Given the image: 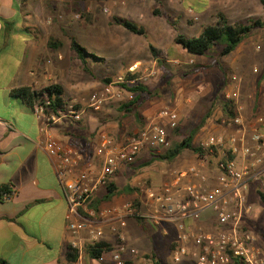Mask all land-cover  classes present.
Instances as JSON below:
<instances>
[{"label":"crops","instance_id":"obj_1","mask_svg":"<svg viewBox=\"0 0 264 264\" xmlns=\"http://www.w3.org/2000/svg\"><path fill=\"white\" fill-rule=\"evenodd\" d=\"M55 5L54 1L0 0V188L9 185L13 193L10 199L0 200V259L8 264H69L67 251L74 239L69 230L65 193L54 164L40 143L42 137L46 138L40 132L43 121L15 94L22 89L38 92L59 85L69 102H82L94 87L91 80L83 79L80 73L82 62L71 51L69 37L64 36L55 17H49V11ZM51 37L62 39L64 46L51 50L48 45ZM81 69L84 70L83 65ZM254 95L245 94L241 98L246 124L251 123L255 115L264 113V83ZM108 104L99 112L88 109L80 122L65 119L48 129L50 136L82 155L83 161L78 170L90 165L98 172L103 162V157L97 153L101 136L110 134L121 145L130 135L141 130L151 113L156 111L151 104L144 107L142 115L146 120L143 124L136 112L144 105L134 111L133 119L120 112L121 104L117 105V110ZM213 130L210 128L208 132ZM130 131L133 133L130 134ZM219 131V128L214 130ZM198 136L201 139L203 134ZM149 155L145 149L137 162L123 164L112 179L119 194L112 201L101 204V208L129 201L126 194L129 191L128 181L133 177V167L141 163L142 157L147 159ZM196 161L195 158L185 157L180 162L182 166H188ZM168 179L169 176L161 172L152 174L154 187H161ZM259 188L257 183L249 188V204L253 210L245 217L244 229L259 221L258 215L254 214L255 208L263 210ZM105 193L106 188L100 186L94 200H99ZM201 224L207 229L213 228L206 217ZM126 234L130 247L125 254L128 261L132 264H161L160 252L166 249L172 252L177 230L174 225L158 226L148 220L129 218ZM114 238L106 226L105 242L114 247ZM113 247L104 251L100 259L87 254L86 264H114L111 259Z\"/></svg>","mask_w":264,"mask_h":264},{"label":"built area","instance_id":"obj_2","mask_svg":"<svg viewBox=\"0 0 264 264\" xmlns=\"http://www.w3.org/2000/svg\"><path fill=\"white\" fill-rule=\"evenodd\" d=\"M137 68L134 65L129 71L135 72ZM153 74L154 71L145 80ZM232 81L234 88L226 93L225 99L236 102L237 115L223 121L229 132L203 142L200 147L204 157H198L188 166L174 167L161 187L140 184V207L130 200L99 209L90 204L99 187H106L123 164L135 162L145 149L165 152L171 146L169 130H175L180 124L177 110H161L121 145L110 134H103L97 149L103 162L96 172L90 165L78 170L82 155L50 136L48 129L65 119L81 121L88 109L101 111L109 101L123 98L125 90L108 85L94 92L86 107L77 108V103L69 102L57 112H47L46 106L35 105L33 110L43 121L40 132L46 135L40 139L41 146L54 164L68 203L69 230L74 235L71 246L79 252L74 264H86L87 247L105 241L106 226L115 237L112 262L127 264L129 218L148 220L158 226L174 225L177 230L172 249L175 263L264 264V250L258 245V237L243 227L245 217L253 210L248 198L251 184L257 183L264 192V118L257 116L246 124L240 104V81L236 76ZM129 97L132 99L133 94L129 93ZM229 155L233 159H228ZM208 156L218 157L215 169ZM12 195L4 198L8 200ZM205 217L213 228L207 229L201 224Z\"/></svg>","mask_w":264,"mask_h":264},{"label":"rangeland","instance_id":"obj_3","mask_svg":"<svg viewBox=\"0 0 264 264\" xmlns=\"http://www.w3.org/2000/svg\"><path fill=\"white\" fill-rule=\"evenodd\" d=\"M53 1L56 5L49 11V17H55L56 23L62 27L64 36L77 37L88 52L93 54L87 56V64L95 78L82 70V64L78 61L83 79L91 80L94 85L86 99L82 102L73 101L81 107L87 106L94 92L102 91L107 86L102 83L105 77L112 78L111 86L122 88L118 85L123 82L125 70L134 65H138L135 72L139 75V81L149 89H155L161 83L164 72L153 57L150 46L153 45L169 53L172 58L171 84L167 86L162 83L165 88L160 96L147 101L136 114L142 117L144 124L145 118L142 115L145 113L144 107L150 104L156 109L149 116L150 119L155 118L165 108L177 110L182 121L179 124L178 134L175 131L170 132L171 144L181 141L206 116H208L206 124L198 134L202 133L203 137L199 139L197 135L194 141L196 146L200 147L211 136L229 132L222 122V106L226 93L234 88L233 76L238 77L242 85L240 102L245 94H253L254 97L256 89H260L264 83V29H256L233 54L221 58L218 47L205 56L190 54L175 43L174 38L177 33L170 24V21H177L181 33L188 37L198 36L206 25L216 22V14L220 11L228 16L231 23L264 17V7L260 0H164L162 6L164 17L153 15L155 0H89L86 10L93 14L90 19L83 18L81 13L71 11L74 0ZM114 16L129 19L144 27L146 36L133 34L117 25L113 21ZM197 65L202 67L198 72H192ZM153 71L154 74L145 80V77ZM129 100H131L129 93L126 92L123 98L111 100L107 104L116 109L118 104ZM130 116L134 119L135 113ZM257 116L264 118V113L255 115L253 119ZM210 128L214 130L219 128L220 131L208 132ZM129 133L132 134L133 131ZM148 152L150 155L147 159L142 157L141 161L139 160L141 163L138 162L137 166L133 167L132 180L128 181V187L137 188L132 197L139 200L142 197L140 184L154 187L153 173L161 172L168 177L174 167H182L183 163L180 161L185 157L198 159L193 151H185L173 162L157 158L148 164L156 158L152 157V154L164 153L155 149H148ZM208 159L212 169H215L218 157L208 156ZM254 214L258 215L259 221L245 230L258 237V245L264 250V210L255 208ZM160 256L163 260L161 264H188L186 261L175 263L172 252L168 249L162 250Z\"/></svg>","mask_w":264,"mask_h":264},{"label":"trees","instance_id":"obj_4","mask_svg":"<svg viewBox=\"0 0 264 264\" xmlns=\"http://www.w3.org/2000/svg\"><path fill=\"white\" fill-rule=\"evenodd\" d=\"M88 1L89 0H74L71 11L81 13L82 17L85 19L92 18L93 14L88 13L86 10ZM155 2L156 4L152 10L153 15L164 17L165 14L162 11L164 0H155ZM260 2L264 7V0H260ZM216 19L217 20L215 23L206 25L203 31L198 36L194 37H188L187 35L181 33L178 25L179 23L177 21H170V24L177 33L174 38L175 43L190 54L198 56H205L208 52L218 47L220 48L219 56L223 58L233 54L237 48L253 34L256 29H264V17L249 18L244 22L231 23L228 16L224 12L220 11L216 14ZM113 21L117 25L124 27L133 34L146 36V29L129 19L114 16ZM69 39L71 41V51L77 55V57L82 62L84 71L95 78L93 71L87 64V56H92L93 54L88 52L86 47L80 43L77 37L69 36ZM48 45L51 50H57L64 46V42L60 38L51 37ZM150 51L153 57L157 60L158 65L163 70L164 76L162 77V81L159 86L151 90L148 88V86L138 81V73L126 71V74L123 77V82L118 85L126 92L133 94V98L131 100L121 104L120 112L125 113L126 115H131L134 111H137L139 108H141L148 100L160 96L161 91L165 88V86H162V83L168 86L171 84L173 79V74L171 72L172 64L170 62L172 58L169 53L166 50L156 48L153 45L150 46ZM201 67L202 66L197 65L192 72H198ZM132 81H135L136 83L132 84ZM112 82V78L105 77L102 79V83L107 86ZM15 94L20 96L32 109H34L35 105L39 104L46 106L47 112H57L58 109L64 108L69 103L68 99L65 98L64 89L59 85L49 86L38 92H32L29 89H22L16 91ZM79 107L81 106L77 104V108ZM222 110V122L224 120H231L237 115V104L233 100L225 99L223 101ZM137 118H139L140 121L143 120L138 114ZM207 118L208 116L204 117L202 122L194 127L181 141L172 143L162 155L154 154V157L156 158H153L150 162H148V164H151L153 161L157 160V158L173 162L185 151H193L194 154L199 158L204 157L205 152L201 147L196 146L194 141L203 126L206 124ZM173 131L178 134L180 131L179 126ZM228 159H233V156L229 155ZM210 162L212 163V160H210ZM105 188V195L99 200H93L91 202L90 206L92 208H101V204L112 201L113 197L119 194L118 188L112 180L107 182ZM128 190L129 191L126 196L129 198V200L133 201L135 206L140 207L141 199L139 200L138 198L132 197L135 195L137 188L129 187ZM11 193L12 191L9 185L2 186L0 188V200L6 201L4 196ZM259 196L261 198V203L264 210V192L261 189H259ZM111 247H113L112 244H107L105 241H103L96 245L87 247V252L92 258L100 259L103 255V252L109 251ZM78 256V250L73 249L72 246L69 245L67 251L68 263L74 264L77 261ZM0 263L8 264L2 259H0ZM127 264L132 263L127 260ZM234 264L242 263L240 261H235Z\"/></svg>","mask_w":264,"mask_h":264}]
</instances>
